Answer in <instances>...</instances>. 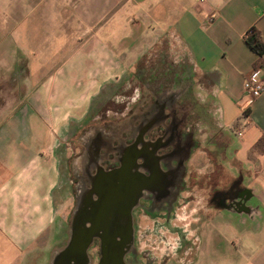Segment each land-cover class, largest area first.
Listing matches in <instances>:
<instances>
[{"label": "crops", "instance_id": "crops-1", "mask_svg": "<svg viewBox=\"0 0 264 264\" xmlns=\"http://www.w3.org/2000/svg\"><path fill=\"white\" fill-rule=\"evenodd\" d=\"M14 5L4 15L14 32L5 34L0 27L1 44L10 40V46L0 45V80L3 72L17 69L28 75L25 95L0 105V264L54 263L66 240L61 204L70 143L167 37L175 54L189 59L194 82L205 78L207 86H197L196 94L223 135L231 176L235 162L245 173L243 193L215 209L207 223L213 242L223 244L221 262L264 264V152L254 151L264 137V96L244 115V82L258 61L245 37L255 28L264 42V0H16ZM45 22L65 38L61 45L48 39ZM109 34L139 39L119 53L101 39ZM54 46L56 62L49 56ZM82 159L71 164L78 168ZM216 260L212 264H220Z\"/></svg>", "mask_w": 264, "mask_h": 264}, {"label": "flooded vegetation", "instance_id": "flooded-vegetation-1", "mask_svg": "<svg viewBox=\"0 0 264 264\" xmlns=\"http://www.w3.org/2000/svg\"><path fill=\"white\" fill-rule=\"evenodd\" d=\"M160 44L157 50L156 47L149 53L154 52L155 57L148 58V54L138 62L129 84L124 88L144 80V95L129 99V105L133 103L131 112L129 110L122 115L129 118L128 126L120 124L114 127L101 109L89 121V126L70 143L69 164L80 155L84 159L78 167L79 172L75 167L70 171L72 180L71 186H67L65 238L67 241L70 239L73 222L82 228L91 219L100 227L88 248L86 264L136 263V249L128 251L126 248L130 228L135 230L137 217L145 213L152 218L158 213L164 227L170 222L171 215L167 214L171 211L167 209L169 198L173 194L176 196V185L180 186L183 182L184 163L200 144H206L212 152L221 150V158L230 162L223 135L213 127L209 107L196 94L197 86H207L205 78H198L193 89L187 93L183 94L178 89L182 93L179 97L176 93L166 95L164 92L156 96V85L161 84L162 79H173L175 83L177 79L182 81L184 62L191 69L189 59L184 54H175L172 43L169 51L166 46L160 49ZM133 96L136 97L134 92ZM139 101H146L141 108V104L136 106ZM97 117L100 123L104 122L102 120L106 123L93 126ZM212 160L215 164V159ZM235 168L237 171L235 175H230L232 185L228 189L212 190L206 204L205 220L200 223L203 226L201 231L207 228L206 221L212 218L215 209L228 206V201L243 193L245 173L236 162ZM95 184L101 189L98 194L89 191ZM107 201L109 203L105 206ZM200 245L201 238L197 234L192 258H186L191 264L197 261ZM75 254H68L67 264L74 258H77V264H85L83 257Z\"/></svg>", "mask_w": 264, "mask_h": 264}, {"label": "rangeland", "instance_id": "rangeland-1", "mask_svg": "<svg viewBox=\"0 0 264 264\" xmlns=\"http://www.w3.org/2000/svg\"><path fill=\"white\" fill-rule=\"evenodd\" d=\"M2 1L3 0H0V27L1 29H4L3 31L5 32V34H7V32L9 33V31L14 32V29L11 24L9 25V22L4 21V15L7 14L6 11L9 12L15 9L14 4L16 0H8L9 5L5 7L2 4ZM25 11V13H29V10L26 9ZM45 23L49 26V30H47L48 39H52L53 45H61L65 38L61 36H55L54 32L51 30L52 28L50 29L49 22ZM27 28L28 27L24 25V29L26 30ZM71 39L72 41L77 40L76 37H73ZM101 39H103V41H105L113 51L120 53L125 49L128 52L130 50V42L139 38L135 35L118 36L109 34L106 36H102ZM143 39L145 40V38H142L141 40ZM172 41V37L164 38L159 48L164 49V46H166L169 51L170 44L173 43ZM0 45L10 46V40L7 39L2 44L0 42ZM54 47L56 48L57 46ZM138 49H140V46L137 47V50ZM157 49L158 47L156 48V50ZM49 56L51 57V61L56 62V60L58 59L57 57L59 56L58 49L56 48V50H53L51 54L49 52ZM147 57H155L154 52L152 54H149ZM182 60L185 61V58H182ZM183 69V72H185V74L182 78V81L179 82L177 79L175 83V80L173 79H162L161 84L156 85V96L164 92L167 93L166 95L176 93L175 95L179 97L182 93L184 94L191 91L195 85L192 70L190 69V66L187 62L183 63ZM3 71L4 70H2V72ZM9 73L10 72H7L5 74L3 72L2 79L0 80L1 105L5 103V100L13 99L15 97L20 98L21 94L25 95L26 92L24 89V85L26 84H24L23 82L25 79L24 77L28 75L27 70L17 69L12 70V74ZM143 81V79L138 82H136L135 80L136 83L132 85V87H127L123 91H119V96L109 101L102 108V114H104V117L108 116L110 118L108 119V121L110 123L113 122L115 124H113L114 127L121 125L128 126L130 121L129 118H123L122 115L129 112V110L131 112L133 103H131L132 101H130L131 104L129 105V99L131 100L132 97L137 99L144 95L145 91L143 87H145V85H143ZM82 88L83 86L81 87V89ZM178 89L182 90L183 92L179 93ZM133 92L135 93L136 97L133 96ZM145 102L139 101L136 106L141 104V106H139V108H141L143 106L142 103ZM98 119L99 117H97L95 122L93 121V126H100L106 123L105 120H102L104 122L100 123ZM220 152L221 150H215V152H212L209 150L206 144H200L199 148H197V150H194L190 158H188L184 163V169L182 170L183 182H180V186L176 185V196H174L173 194V196L171 195V197L169 198L170 201L167 200L169 201L167 204V209H171L170 212L167 211V214H170L171 216L170 222L166 223L167 225L165 227L162 225L163 220L159 219L158 213L156 214V216H154V218L150 217L149 214L146 213L140 214L137 217L136 228L135 230L133 227L130 228V241H126V244L130 245L128 251L136 249L137 261L135 264H177L179 262L181 264H191V262H188L186 258H192L191 254L192 252H194L193 250L196 248L197 244V234L200 235L201 245L198 252V263L194 262L193 264H212L214 263V259H217L216 261H220V264H222L221 258L223 244L221 243V241H217V243H215V241L213 242V230H208L204 226L205 228L201 231L202 225H200V223L204 222L205 220L207 212L206 204L208 199L210 198V194H212V190L214 192H217L218 190L228 189L232 185V179L230 177V175H232L230 174V165L225 162L223 158H221ZM212 158L215 159V164H212ZM70 159L71 158L63 162V167L65 168V170H67L65 173V178L67 180L64 181L63 187V189L65 190L63 203L61 202V210L63 211V216L66 215V207L68 203V201H66L69 193V189L67 186H71V170H74V166L72 164H69ZM75 169L76 172L80 171L76 167ZM207 222L208 220L206 221V224ZM217 223L218 224L216 225H218L219 228L218 232L221 233V231H223V222L221 220ZM134 232L136 239L135 241ZM131 240H133L134 242L131 243ZM129 245H126V248H128Z\"/></svg>", "mask_w": 264, "mask_h": 264}, {"label": "water", "instance_id": "water-1", "mask_svg": "<svg viewBox=\"0 0 264 264\" xmlns=\"http://www.w3.org/2000/svg\"><path fill=\"white\" fill-rule=\"evenodd\" d=\"M96 184L93 185V188L90 189L89 191L91 193H100L101 189L97 188ZM96 189V190H95ZM109 203V201L105 202V206ZM79 204V202L77 203ZM109 207V206H107ZM75 211V210H74ZM99 224L98 222H93L91 219L88 220L87 224H85L82 228L78 227L77 223L73 222L72 224V232L70 234V239L67 241L65 240L63 247L58 248L56 250V255L54 259L53 264H67V258L68 254L70 252L79 254L80 256L83 257L85 264H86V259H87V251L92 243L94 237L98 234L99 232ZM70 233V232H69ZM130 236L126 238V241H130ZM67 242V243H66ZM133 240H131V243ZM130 243V244H131ZM127 246L129 244H126ZM130 248V245L128 249ZM75 254V255H76ZM81 258V257H80ZM70 264H77V258L72 259Z\"/></svg>", "mask_w": 264, "mask_h": 264}, {"label": "built area", "instance_id": "built-area-1", "mask_svg": "<svg viewBox=\"0 0 264 264\" xmlns=\"http://www.w3.org/2000/svg\"><path fill=\"white\" fill-rule=\"evenodd\" d=\"M244 95L246 97L245 114H248V109L253 102L264 96V70L262 67L254 68L252 73L244 82ZM245 127V126H244ZM244 127L237 130V136L242 137Z\"/></svg>", "mask_w": 264, "mask_h": 264}, {"label": "trees", "instance_id": "trees-1", "mask_svg": "<svg viewBox=\"0 0 264 264\" xmlns=\"http://www.w3.org/2000/svg\"><path fill=\"white\" fill-rule=\"evenodd\" d=\"M246 46L258 56L255 68L264 67V42L261 34L255 28L252 29L245 37ZM254 151L264 152V137L255 145Z\"/></svg>", "mask_w": 264, "mask_h": 264}]
</instances>
